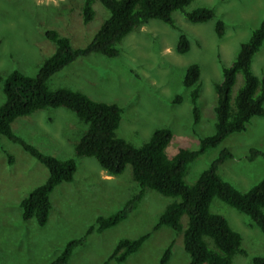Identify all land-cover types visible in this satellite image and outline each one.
<instances>
[{
    "label": "rangeland",
    "instance_id": "1",
    "mask_svg": "<svg viewBox=\"0 0 264 264\" xmlns=\"http://www.w3.org/2000/svg\"><path fill=\"white\" fill-rule=\"evenodd\" d=\"M84 1L0 0V77L14 70L35 76L55 51V44L46 38L48 30L68 37L73 48L86 46L109 11L94 1V16L84 23ZM200 7L213 9L214 18L191 23L176 11L172 13L175 28L149 20L116 45L117 56L94 53L78 57L51 76L47 88H68L94 101L117 104L122 113L115 135L135 147L146 143L155 129L168 128L172 138L164 149L167 158L180 149L197 150L200 141L214 133V85L221 81L222 69L231 65L240 45L264 19V0H192L186 10ZM217 19L224 23L221 37L214 29ZM180 34L189 42L183 54L175 49ZM193 63L200 68L197 121L191 102L193 86L183 84L186 68ZM250 69L258 79L264 78V41L252 57ZM242 83L241 74H237L232 102ZM3 101L0 80V104ZM86 129L84 122L63 107L39 109L11 124L12 133L40 153L59 160L74 158L76 162L73 180L58 184L50 193L51 208L43 226L34 219L23 220L19 204L46 180L48 170L21 144L0 136V264H49L68 241L83 237L98 217L122 209L139 192L130 165L112 176L95 158L75 156V145ZM224 149L232 156L217 169L223 180L243 192L264 178V157L249 159L252 149L264 153V116L253 117L244 131L228 135L217 147L192 161L185 183L193 184ZM178 201V197L145 188L137 207L124 220L87 235L84 243L72 250L67 264H100L120 239H135L146 233L149 237L124 262L109 260L108 264H159L169 245L165 264H188L182 234L166 226L154 230L164 208ZM209 209L223 216L240 235L244 254L236 253L232 264H253L254 257H264V235L247 215L218 198L212 199ZM179 222L184 229L187 216L182 215ZM208 243L213 248L210 240Z\"/></svg>",
    "mask_w": 264,
    "mask_h": 264
},
{
    "label": "trees",
    "instance_id": "2",
    "mask_svg": "<svg viewBox=\"0 0 264 264\" xmlns=\"http://www.w3.org/2000/svg\"><path fill=\"white\" fill-rule=\"evenodd\" d=\"M94 1L108 9L109 16L86 46L73 48L68 37L55 30H48L46 38L55 44V51L42 62L35 76H26L14 70L5 78L0 77L4 95V101L0 104V136L21 144L26 152L48 170L46 180L20 201L22 219H34L39 226L46 223L51 208L50 193L58 184L73 180L76 162L74 158L59 160L40 153L16 137L12 133L11 124L16 118L28 116L39 109L63 107L87 125L75 145V156L95 158L99 167L112 176L119 175L126 165H130L132 178L140 190L122 209L106 217H98L95 225L90 226L83 237L68 241L49 264H67L72 250L82 245L87 235L102 232L124 220L137 207L145 188L162 196L180 198V201L164 208L154 230L166 226L181 233L184 251L189 256L188 264H232V257L236 253L244 254L240 248L241 238L223 216L210 212L211 201L218 198L247 215L264 235V178L243 192L223 180L217 174V169L232 156L225 149L199 174L193 184H186L184 176L189 164L198 156L217 147L228 135L244 131L253 117L264 116V78L258 79L250 69L252 57L264 41V19L240 45L231 65L222 69L221 81L214 85V133L203 138L197 150L180 149L173 157L167 158L164 149L172 138L168 128L155 129L146 143L135 147L115 135L122 113L117 104L94 101L68 88L49 90L46 83L51 76L78 57L94 53L106 57L117 56L116 45L132 30L149 20H159L175 28L173 12H181L191 23H204L214 18L215 13L207 7L187 11L186 6L192 0H85L81 8L84 23L91 21L94 16ZM214 29L219 37L223 35L224 23L221 19L215 21ZM175 49L179 54L188 51L189 42L184 34L179 35ZM237 74H241L243 83L232 102L231 89ZM199 75L200 68L193 63L186 68L183 78L186 87L193 86L191 102L195 121L199 114L196 106ZM258 156L264 157V153L252 149L249 159ZM182 215L187 216L184 229L179 222ZM148 237L149 233H146L135 239H120L108 259L100 264H108L109 260L124 262ZM170 250L171 245L164 250L159 264L167 262ZM252 263L264 264V257H254Z\"/></svg>",
    "mask_w": 264,
    "mask_h": 264
}]
</instances>
